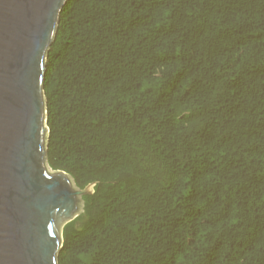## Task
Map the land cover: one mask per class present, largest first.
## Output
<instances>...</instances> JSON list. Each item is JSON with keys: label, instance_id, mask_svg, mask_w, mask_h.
I'll return each instance as SVG.
<instances>
[{"label": "trees", "instance_id": "obj_1", "mask_svg": "<svg viewBox=\"0 0 264 264\" xmlns=\"http://www.w3.org/2000/svg\"><path fill=\"white\" fill-rule=\"evenodd\" d=\"M44 91L59 264H264V0H68Z\"/></svg>", "mask_w": 264, "mask_h": 264}, {"label": "water", "instance_id": "obj_2", "mask_svg": "<svg viewBox=\"0 0 264 264\" xmlns=\"http://www.w3.org/2000/svg\"><path fill=\"white\" fill-rule=\"evenodd\" d=\"M67 2L0 0V264H59L62 228L95 193L48 164L44 80Z\"/></svg>", "mask_w": 264, "mask_h": 264}]
</instances>
